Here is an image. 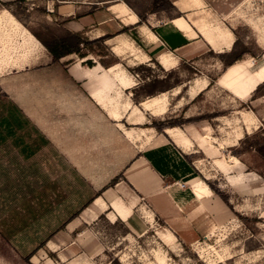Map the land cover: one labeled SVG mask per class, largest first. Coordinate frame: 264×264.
I'll return each mask as SVG.
<instances>
[{
    "label": "rangeland",
    "instance_id": "rangeland-1",
    "mask_svg": "<svg viewBox=\"0 0 264 264\" xmlns=\"http://www.w3.org/2000/svg\"><path fill=\"white\" fill-rule=\"evenodd\" d=\"M112 4L136 21L116 17ZM9 15L22 25L16 33ZM86 15L83 37L104 34L88 45L92 59L52 62L35 35L50 42L80 28L70 22ZM176 17L187 20L196 38L175 50L156 47L150 33ZM161 53L174 63L162 65ZM76 64L124 70L138 127L155 133L159 127L165 138V128H177L190 140L182 150L192 183L208 186L221 216L210 215L193 195L185 218L137 209L129 224L102 215L81 238L55 235L47 242L93 192L35 133L17 103L38 99L42 68ZM261 64L264 0H0V264H264V84L241 99L233 93ZM163 96L164 113L158 104L144 107Z\"/></svg>",
    "mask_w": 264,
    "mask_h": 264
},
{
    "label": "crops",
    "instance_id": "crops-1",
    "mask_svg": "<svg viewBox=\"0 0 264 264\" xmlns=\"http://www.w3.org/2000/svg\"><path fill=\"white\" fill-rule=\"evenodd\" d=\"M108 9L113 10L121 20L136 21L135 15L128 13L124 7L112 4ZM69 14L72 16V13ZM90 20L88 15L82 17V24L71 20L73 26L80 25V28L71 26L68 31L82 35L80 30L88 26ZM7 23L11 24L14 33L22 26L11 15ZM198 26L200 34L213 44L208 32L202 25ZM23 32L34 39L27 30L23 29ZM152 35L157 40L154 41L156 47L167 51L178 49L197 36L183 17L163 23L155 29V33H150ZM160 55L162 65L174 63L162 53ZM91 59L88 55L79 62ZM262 66L264 64L259 67ZM41 71L46 73L35 79L38 99L19 101L17 106L50 150L93 192L92 199L85 202L89 201L88 204L83 203L57 226L47 239L48 243L55 235L81 238L90 224L102 215L108 220L113 217L115 221L119 219L129 224L137 209H148L152 216L167 220L175 214L185 218L193 195L200 199V204L210 215L221 216L219 208L209 197L208 186L204 183V188L201 181L192 183L193 173L182 150H189L190 140L177 128L164 129L168 136L165 138L151 128L138 127L141 123L132 113L133 106L127 96L132 90L131 81L124 70H118L116 66L104 69L76 64L59 69L47 67ZM252 77L250 72L244 83L234 90L236 97L244 98L264 83L259 81L251 88L248 81ZM4 92L8 93V90ZM155 104L159 105L158 113H164L166 97L144 102V107L153 110ZM204 142H201V147ZM236 160L234 167L239 164ZM216 161L227 173L226 164ZM99 192L101 194L97 196ZM74 213H77L76 216H73ZM148 218L151 219L150 216Z\"/></svg>",
    "mask_w": 264,
    "mask_h": 264
},
{
    "label": "trees",
    "instance_id": "trees-1",
    "mask_svg": "<svg viewBox=\"0 0 264 264\" xmlns=\"http://www.w3.org/2000/svg\"><path fill=\"white\" fill-rule=\"evenodd\" d=\"M140 22L141 21L137 22V24H140ZM35 37L40 43L43 44V46L45 47L47 53L49 54L52 62H58L60 59L65 58L67 56H73V58L69 62H72L74 59L85 58L87 56V54L91 53V51L90 52L88 51V45H90V43H92L94 41H100V40H102L101 38H103V37H101V38H98L94 41H88L84 37H82V35H80L79 33H72L69 31L67 32L66 35L60 36V37H55L50 42L46 41L45 39H43L37 35H35ZM93 54H95V53H93ZM95 55H98V54H95ZM87 61H89V60H87ZM233 65H231V66H233ZM231 66H229V67H231ZM262 84H264V83H262ZM260 85H258V86H260ZM257 87H256V89H257ZM155 129H156L157 133H161V131H162V129L159 127H155ZM100 194H101V192L96 193L97 196ZM88 202L85 203V205L88 204ZM76 214L77 213H74L73 216H76Z\"/></svg>",
    "mask_w": 264,
    "mask_h": 264
},
{
    "label": "bare ground",
    "instance_id": "bare-ground-1",
    "mask_svg": "<svg viewBox=\"0 0 264 264\" xmlns=\"http://www.w3.org/2000/svg\"><path fill=\"white\" fill-rule=\"evenodd\" d=\"M253 77L250 81H248V85L249 87H253L256 83H258L259 81H264V66L262 67H257L255 68L254 70L251 71ZM234 159V163H237V160L236 158H233ZM203 185V187L205 188V184L204 183H201Z\"/></svg>",
    "mask_w": 264,
    "mask_h": 264
},
{
    "label": "built area",
    "instance_id": "built-area-1",
    "mask_svg": "<svg viewBox=\"0 0 264 264\" xmlns=\"http://www.w3.org/2000/svg\"><path fill=\"white\" fill-rule=\"evenodd\" d=\"M183 189V186H180Z\"/></svg>",
    "mask_w": 264,
    "mask_h": 264
}]
</instances>
